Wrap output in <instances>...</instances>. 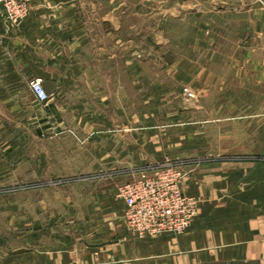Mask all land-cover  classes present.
<instances>
[{"label": "crops", "instance_id": "1", "mask_svg": "<svg viewBox=\"0 0 264 264\" xmlns=\"http://www.w3.org/2000/svg\"><path fill=\"white\" fill-rule=\"evenodd\" d=\"M181 1L34 0L18 25L0 22L1 138L26 124L36 137L82 140L58 168L36 167L61 172L43 187L89 188L47 205L45 221L33 211L12 222L0 207V264H264V53L214 46L264 47V0ZM187 75L205 80L166 82ZM167 158L197 214L182 235L139 238L116 190ZM10 171L0 162V184Z\"/></svg>", "mask_w": 264, "mask_h": 264}, {"label": "rangeland", "instance_id": "2", "mask_svg": "<svg viewBox=\"0 0 264 264\" xmlns=\"http://www.w3.org/2000/svg\"><path fill=\"white\" fill-rule=\"evenodd\" d=\"M200 1L201 0H182L180 3H182L183 5L187 3L197 4ZM168 2H170L171 4L173 3V0H168ZM169 14H170L169 12H166L167 16ZM229 14H231V18L233 16H236L234 19H239L237 17H240L239 12L238 13L230 12ZM172 28L173 27H171V29ZM214 46H217V48H219L218 50H221L222 53L225 55L230 53H240L246 50L247 51L251 50L256 52L262 51V53H264V47L261 44H259L258 46H256V44L253 45L249 43L245 44L243 42H237L236 38L234 40L231 38L228 42L223 44L215 43ZM188 54L189 52L187 51L183 52V55L189 56ZM172 60L173 59H170V61ZM225 61L226 60H224V62ZM216 64L218 66L220 65V63H216ZM160 78L164 79L163 76H160ZM204 80H205L204 75H198L192 78L189 75H187L184 77L183 82H180L176 79L173 80V78L170 77H167L166 82L171 83V85L172 84L193 85V83H196L197 85H202ZM262 83H264V79H262ZM183 88H188V87L183 86L181 88V94ZM261 98H262L261 105L263 106L264 109V90L262 91ZM6 128L10 129L11 132H8L5 138H1V131H0V162L2 165L8 166V168L11 171H10V176L6 179V181H4L3 176H1L0 207L2 212H6L7 216L9 215L10 217H12L11 219L12 222H14L13 217L17 218L18 212H22L25 214L26 217H28L29 214L33 211L34 212L37 211L38 212L37 216L43 221H45L44 216L47 208H49L47 207V205L49 204L54 205L55 202H59L62 199L65 200L68 198H72L75 194L84 193L83 190L88 191L89 188L85 187L84 184L83 187L77 184L63 188L59 186L43 187L41 185L45 183V181L47 180V176L55 177L54 174L56 173L59 174L61 172H55L47 169L41 171L38 169L39 167L38 168L36 167L39 163L47 161L51 163L50 167L52 169L58 168L56 162L59 161L60 159H64V158L70 159L72 156H74L71 155L69 150L76 149L74 147V144L76 145L79 143L80 145H82L83 144L82 140L74 139L71 142V140L58 139L57 137H54L56 138L54 139L53 137H50V135L46 133H43L42 137L41 136L36 137L33 134L30 135V130H29L30 128L26 124L16 125L15 128L13 124H9V125L7 124ZM0 130H1V121H0ZM20 133L21 135H23L21 138L18 137ZM166 162L177 165L182 169L181 164L178 162V160L171 158L163 159L160 163L152 165L151 167H155L157 165ZM182 171L184 172L183 169ZM141 172L138 173L137 177ZM68 174H74L70 179H75L80 182L87 179L90 176L89 172H83V171L80 172L73 171V172H69ZM184 176H185V172H184ZM4 184H8V185H4ZM47 201H52V202H47ZM7 226H9V224H7ZM172 236H179V235H172ZM6 238L7 239L13 238V235H6Z\"/></svg>", "mask_w": 264, "mask_h": 264}, {"label": "built area", "instance_id": "3", "mask_svg": "<svg viewBox=\"0 0 264 264\" xmlns=\"http://www.w3.org/2000/svg\"><path fill=\"white\" fill-rule=\"evenodd\" d=\"M34 0H0V22L18 25L25 20ZM36 101L46 105L48 97L40 78L29 81ZM191 100L193 92L182 89ZM184 172L171 163L143 170L138 177L118 187L116 196L124 203V219L128 229L139 238L181 235L197 214L198 201L182 190Z\"/></svg>", "mask_w": 264, "mask_h": 264}]
</instances>
